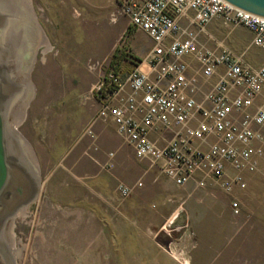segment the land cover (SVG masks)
Masks as SVG:
<instances>
[{
    "label": "rangeland",
    "instance_id": "1",
    "mask_svg": "<svg viewBox=\"0 0 264 264\" xmlns=\"http://www.w3.org/2000/svg\"><path fill=\"white\" fill-rule=\"evenodd\" d=\"M118 1L29 0L31 21L12 12L16 2L0 0L8 17L3 44L11 46L13 77L26 89L22 120L14 123L8 111V121L27 142L41 181L36 200L7 224L0 248L12 264H264L263 174L246 175L245 189L231 193L211 182L193 191V182L176 187L146 162L138 168L148 173L136 172L131 152L103 170L115 149L112 125L107 133L93 128L94 139L82 136L97 111L93 85L108 70L129 71L131 58L142 59L150 44L130 27ZM22 24L29 25L31 46L18 71L16 48L27 41ZM201 41L215 49L211 40ZM138 181L139 190L118 198L119 182ZM136 203L147 204L150 214L136 211ZM152 242L155 248L146 249ZM0 264H7L2 252Z\"/></svg>",
    "mask_w": 264,
    "mask_h": 264
},
{
    "label": "built area",
    "instance_id": "2",
    "mask_svg": "<svg viewBox=\"0 0 264 264\" xmlns=\"http://www.w3.org/2000/svg\"><path fill=\"white\" fill-rule=\"evenodd\" d=\"M129 25L144 32L151 49L127 72L111 69L91 88L97 111L82 136L94 139L97 123H111L138 163H147L174 186L208 182L226 193L246 187L245 176L264 175V60L246 61L250 50L264 56V18L223 0H120ZM214 19L228 29L251 34L248 46L235 53L207 49L201 33ZM197 65L195 71L191 63ZM216 81L197 99L198 78ZM171 131L163 144L152 136ZM109 153L102 169H113ZM147 172V170H146ZM119 182L116 194L128 199L136 189ZM238 214L236 203H231Z\"/></svg>",
    "mask_w": 264,
    "mask_h": 264
},
{
    "label": "water",
    "instance_id": "3",
    "mask_svg": "<svg viewBox=\"0 0 264 264\" xmlns=\"http://www.w3.org/2000/svg\"><path fill=\"white\" fill-rule=\"evenodd\" d=\"M223 1L264 18V0ZM7 25L8 17L0 12V237L17 213L36 200L41 187L38 168L27 142L8 121V111L21 93L25 94L26 89L13 77L11 46L3 44ZM130 62L137 65L139 60L132 57ZM0 252L7 264H12L1 248Z\"/></svg>",
    "mask_w": 264,
    "mask_h": 264
},
{
    "label": "crops",
    "instance_id": "4",
    "mask_svg": "<svg viewBox=\"0 0 264 264\" xmlns=\"http://www.w3.org/2000/svg\"><path fill=\"white\" fill-rule=\"evenodd\" d=\"M222 27H224L223 25H222V21L220 20V19H214L211 23H209L206 27H205V29H204V31L201 33V35H200V38H199V42H200V44H203V42L201 41V40H203V39H208V40H211V42L213 43L212 44V46H215V48H217V47H224L223 46V42L224 41H226V42H228L227 44V46L229 47L230 46V49L231 48H235V49H237V48H240V47H243V49H245L247 46H248V44H249V42H250V39H251V34L245 29V31H242V30H240L239 28H235V29H228V31L227 32H223L224 30H223V28ZM224 28H226V27H224ZM225 34V35H224ZM224 36V37H223ZM220 40V42H218ZM205 45V44H204ZM151 47H152V43L150 42V44H149V47L147 48V49H145V50H142L143 52V54H141V55H144L145 56V54L151 49ZM144 56H142V58L144 57ZM135 59H141V57H139V56H137L136 54H135V56H133ZM185 60H187V59H185ZM251 60L252 61H254L255 63L253 64V63H251ZM264 60V56H263V54L260 52V51H258V50H256L255 51V53H252L250 56H248L247 55V58H246V61L248 62V63H250V64H252V65H254V66H258V63L261 61H263ZM189 61V60H188ZM190 62V61H189ZM260 64V63H259ZM133 65V64H132ZM134 67V66H133ZM216 81V78L215 77H212L211 79H209V80H202V78H198V82H199V91H198V94H197V96H196V98L197 99H202V97H203V95H204V93L208 90L207 88L209 87L210 88V86L214 83ZM207 88H206V87ZM264 98V90L262 91V93L260 94V96L258 97V100H257V103H261V101H262V99ZM108 125L110 126V125H112L111 123H97L96 125H95V127H94V129H102L103 131H105V133H107L106 131H107V129H106V127H108ZM113 126V125H112ZM113 129H114V132H111V137H112V139H113V145H115L114 146V152H110V153H113L114 154V158H113V165H114V162H115V159L118 157H121V156H125L126 154L125 153H129V152H131L132 153V157L131 158H129L131 161H132V168L137 172H139V170H141L140 172L143 174V175H145V174H147L148 172H146V170L145 171H143L141 168H138V162L135 160V158H134V155H133V152H132V150L128 147V146H126V145H124L121 141L120 142H118L117 140H116V138H118V136L116 135V133H115V128H114V126H113ZM171 136H172V132L171 131H159V132H157V133H155L153 136H152V138L153 139H158L159 140V143L160 144H163L165 141H167V140H169L170 138H171ZM109 154V153H108ZM107 154V155H108ZM126 157H127V155H126ZM114 168V167H113ZM136 183V182H135ZM133 185V184H132ZM194 188V187H193ZM207 188V187H206ZM203 189H205V188H203ZM136 190H139V189H136ZM197 189H195L194 188V190L193 191H196ZM141 210L142 212H144L146 215L147 214H150L149 212V206L147 205V204H144V203H136L135 204V210L137 211V210ZM160 210V209H159ZM139 225H141V224H139ZM134 228V227H133ZM135 229H136V231H139L140 230V232L141 233H143V231L141 230V229H138V225L136 226L135 225ZM131 231V234H134V229H131L130 230ZM148 244V243H147ZM152 245H150L149 247H148V245L145 247L146 249H153V248H155V243L154 242H152L151 243ZM139 250H143L144 249V247L140 244L139 245Z\"/></svg>",
    "mask_w": 264,
    "mask_h": 264
},
{
    "label": "bare ground",
    "instance_id": "5",
    "mask_svg": "<svg viewBox=\"0 0 264 264\" xmlns=\"http://www.w3.org/2000/svg\"><path fill=\"white\" fill-rule=\"evenodd\" d=\"M12 1L14 3L16 2V5H17V8L14 6V9H13L12 12L15 13L16 16H19V20H20V18L22 19V18L26 17L25 15H27L28 18H30V20L32 19L31 16L29 17V15L31 13H33L32 12V9H31V5H30L29 0H12ZM24 22H25V20H24ZM28 26H27V24H26V27H24L23 24L20 27L18 25L19 29L22 31V33L24 35L23 37H25V39L27 40V41H24L23 40V43H21L20 45H18V47L16 48L15 65L18 64V66L16 65V69L18 71H19V65L21 66L22 65V62H23L22 61L23 60L22 57L25 55L26 52L29 53V48L31 46L30 38L28 37L29 34L27 33L28 32ZM40 44H42L43 47H44V49L42 51L43 53H46L47 51L50 50V46L47 44V41L43 37H42V39H40ZM15 80H16V78H15ZM16 82L20 85V83H19L18 80H16ZM22 95H23V93L16 99V101L12 104V106H11V108L9 110L10 116L12 117V115H13L12 118H13L14 123H16V124L17 123H20V121L23 118V111L21 109V104L23 102Z\"/></svg>",
    "mask_w": 264,
    "mask_h": 264
},
{
    "label": "trees",
    "instance_id": "6",
    "mask_svg": "<svg viewBox=\"0 0 264 264\" xmlns=\"http://www.w3.org/2000/svg\"><path fill=\"white\" fill-rule=\"evenodd\" d=\"M131 27V26H130ZM132 28V27H131ZM133 29V28H132Z\"/></svg>",
    "mask_w": 264,
    "mask_h": 264
}]
</instances>
